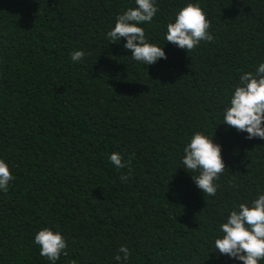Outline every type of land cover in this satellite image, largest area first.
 Here are the masks:
<instances>
[{"label":"trees","instance_id":"trees-1","mask_svg":"<svg viewBox=\"0 0 264 264\" xmlns=\"http://www.w3.org/2000/svg\"><path fill=\"white\" fill-rule=\"evenodd\" d=\"M187 2L157 0L150 41L166 43ZM199 3L213 41L167 43L146 66L105 37L135 0H0V158L14 175L0 192V264H48L33 244L44 227L68 240L57 264H115L121 244L130 264H236L210 244L227 210L264 190V140L219 123L239 76L264 61V0ZM201 130L223 146L214 197L178 168Z\"/></svg>","mask_w":264,"mask_h":264},{"label":"clouds","instance_id":"clouds-1","mask_svg":"<svg viewBox=\"0 0 264 264\" xmlns=\"http://www.w3.org/2000/svg\"><path fill=\"white\" fill-rule=\"evenodd\" d=\"M135 5L117 15L105 37L110 43H120L123 38V48L131 52V60L137 63L149 66L166 60L167 43L188 52L202 41L214 39L211 21L199 0H188L175 13L174 19L166 25L163 35L166 43L163 45L150 41L144 27L158 14L157 0H135ZM85 55L82 49L74 50L71 61L81 62ZM220 118L223 122L219 124L246 133L245 139L264 140V61L256 66L255 72L239 76ZM222 152L223 146L216 142L214 134L196 131L183 147L178 168L192 173L190 177L196 187L203 194L214 197L219 188L218 181L227 169ZM108 159L117 169L128 166L118 152L109 154ZM127 179V176H121L122 181ZM13 180L9 163L0 158V192H7ZM33 244L38 246L39 255L46 258L48 264H57L62 255H67L68 240L59 229L41 228L36 232ZM210 247L213 249L210 253L227 256L236 264H261L264 261V190H257L250 201L234 203L227 210L217 223ZM131 257V249L121 244L114 257L115 264H130Z\"/></svg>","mask_w":264,"mask_h":264}]
</instances>
